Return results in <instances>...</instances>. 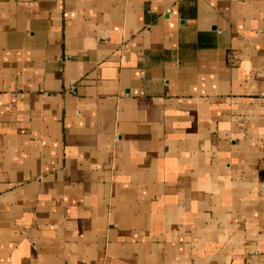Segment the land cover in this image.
<instances>
[{
    "label": "crops",
    "instance_id": "crops-1",
    "mask_svg": "<svg viewBox=\"0 0 264 264\" xmlns=\"http://www.w3.org/2000/svg\"><path fill=\"white\" fill-rule=\"evenodd\" d=\"M0 264H264V0H0Z\"/></svg>",
    "mask_w": 264,
    "mask_h": 264
},
{
    "label": "built area",
    "instance_id": "built-area-1",
    "mask_svg": "<svg viewBox=\"0 0 264 264\" xmlns=\"http://www.w3.org/2000/svg\"><path fill=\"white\" fill-rule=\"evenodd\" d=\"M67 92L68 93H73V89H69Z\"/></svg>",
    "mask_w": 264,
    "mask_h": 264
}]
</instances>
